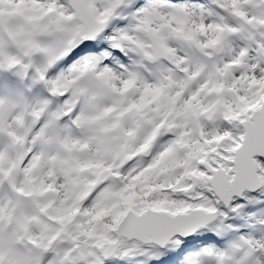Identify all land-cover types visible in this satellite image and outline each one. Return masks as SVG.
<instances>
[{"label":"snow or ice","instance_id":"snow-or-ice-1","mask_svg":"<svg viewBox=\"0 0 264 264\" xmlns=\"http://www.w3.org/2000/svg\"><path fill=\"white\" fill-rule=\"evenodd\" d=\"M0 264H264V0H0Z\"/></svg>","mask_w":264,"mask_h":264}]
</instances>
